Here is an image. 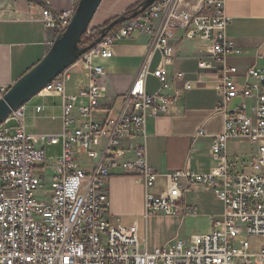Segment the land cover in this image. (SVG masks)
I'll list each match as a JSON object with an SVG mask.
<instances>
[{
    "label": "built area",
    "instance_id": "1",
    "mask_svg": "<svg viewBox=\"0 0 264 264\" xmlns=\"http://www.w3.org/2000/svg\"><path fill=\"white\" fill-rule=\"evenodd\" d=\"M188 1L157 0L139 16L110 31L78 61L88 71L86 88L76 93L67 91L70 68L45 87L39 95H57L63 100L60 134L29 133L25 106L0 124V264L264 262V247L256 254L251 242L253 237L264 235V68H252L240 82L238 68L228 64L229 55L241 50L228 36L231 20L226 12L227 0H201L202 8L197 13L182 8ZM75 10L60 12L46 3L43 21L47 28L64 32ZM180 29L187 38L208 42L211 59L200 61L199 68L214 71L219 78L220 110L225 122L223 131L213 136L214 165L207 173L184 169L160 174L148 160V118L173 113L182 92L194 87L183 72H177L174 79L170 77L169 66L177 55L171 41ZM136 34L150 35L149 51L123 97L122 108L111 115L101 103L105 91L100 82L105 69L98 60L111 59L114 45ZM157 51L161 58L152 70ZM150 74L161 84L154 94L147 89ZM178 81L183 82L182 88H172ZM9 88L0 85V99ZM170 90L173 94L164 93ZM249 99L255 100L251 107ZM42 110V106L37 107V112ZM206 134L205 128L198 130V136ZM232 139H248L256 147L242 172L231 171L227 146ZM39 142L62 144V154L52 165L53 191L48 194L42 193L47 154ZM114 171L143 180L146 217L179 214L185 206L182 180L189 186L211 188L224 203V211L214 219L211 232L189 243L177 239L148 252L136 231L119 227L107 218L109 180ZM161 176L167 179V186L158 190Z\"/></svg>",
    "mask_w": 264,
    "mask_h": 264
},
{
    "label": "crops",
    "instance_id": "2",
    "mask_svg": "<svg viewBox=\"0 0 264 264\" xmlns=\"http://www.w3.org/2000/svg\"><path fill=\"white\" fill-rule=\"evenodd\" d=\"M79 1L0 0V85H13L49 52L50 42L56 38L58 30L47 28L43 21L45 4L49 3L52 9L64 12L76 9ZM140 1L106 0L104 9L107 12L103 11L99 16L96 14L93 21H96V26H100L113 16L120 13L122 15ZM182 8L197 13L202 8V2L189 0L182 4ZM112 9L116 15L110 16ZM226 12L231 20L228 36L241 50L239 54H230L227 62L238 68L237 79L244 82L252 68H264V0H227ZM171 43L176 48L177 55L169 66L170 77L174 79L177 72H183L185 79L192 81L194 87L182 92V98L177 102L173 113L148 118L146 129L149 164L160 174L184 169L207 173L214 165L211 155L213 136L223 131L225 122L220 110L222 96L218 90V75L214 71L199 68L200 61L211 59V48L201 38H187L185 31L181 29L176 31ZM149 45L150 35L136 34L133 38L116 43L111 59L98 60L105 69L100 82L105 91L101 103L111 115L117 114L122 108L123 97L130 90L145 61ZM160 58L161 54L157 51L152 70L158 65ZM213 63L220 66L218 61L214 60ZM70 72L71 78L67 82L69 93H76L88 86V71L80 63L73 65ZM182 86L183 82L178 81L172 88L181 89ZM160 88L159 80L150 74L147 78L148 92L154 94ZM164 93L173 94V90ZM254 102V99H249V107ZM38 106L43 107L41 112H37ZM25 116L29 133L60 134L63 129L62 97L39 95L34 102L25 105ZM200 128H205L207 134L198 136ZM38 145L46 150L47 161L43 172L46 182H50L55 172L52 165L62 154V144L39 142ZM53 147H59L58 151L52 153ZM255 150L256 147L248 139L230 140L227 152L231 171L242 172L247 169ZM181 185L185 188V206L179 214L146 217V187L143 180L114 171L109 180L107 218L119 227L136 231L143 249L148 252L173 244L177 239L189 243L192 238L211 232L214 219L224 211V203L209 187L189 186L186 180H182ZM166 186L167 179L161 176L158 190ZM251 242L253 252L258 254L264 247V235L253 237ZM254 263L264 264L259 259H255Z\"/></svg>",
    "mask_w": 264,
    "mask_h": 264
},
{
    "label": "water",
    "instance_id": "3",
    "mask_svg": "<svg viewBox=\"0 0 264 264\" xmlns=\"http://www.w3.org/2000/svg\"><path fill=\"white\" fill-rule=\"evenodd\" d=\"M103 1H79L69 26L64 32L58 33L46 56L11 85L0 99V124L100 44L115 26L139 16L157 0H142L132 14L125 13L116 17L100 30V35L90 45L82 46V39L89 31Z\"/></svg>",
    "mask_w": 264,
    "mask_h": 264
},
{
    "label": "rangeland",
    "instance_id": "4",
    "mask_svg": "<svg viewBox=\"0 0 264 264\" xmlns=\"http://www.w3.org/2000/svg\"><path fill=\"white\" fill-rule=\"evenodd\" d=\"M105 4H106V0H105V2L102 4V6H101V8L99 9V11L97 12V16H99L100 15V13L101 12H107L105 9H104V7H106L105 6ZM112 11V13L110 14V16H113L114 14H115V12H114V10L112 9L111 10ZM126 13V12H125ZM125 13H123V14H125ZM107 14V13H106ZM108 15V14H107ZM116 15V14H115ZM120 15H121V13H120ZM120 15H118V16H120ZM118 16H113V18H111L110 20H108V21H106L105 23H103L102 25H100V26H96V21H93V23L91 24V27H90V29H89V31L87 32V34H86V38L87 39H92V42L100 35V29L101 28H103L104 26H106V24L108 23V22H110V21H112V20H114L116 17H118ZM91 42V43H92ZM88 45H90V44H88ZM84 46H87V45H84ZM39 98V95H37V96H35L34 98H32L28 103H27V105L30 103V102H34L36 99H38ZM26 125H27V123H26ZM58 149H59V147H53V148H51V151H52V153H55V152H57L58 151ZM53 191V187H52V183L51 182H49V181H47V182H45V184H44V189H43V192L42 193H44V194H48V193H51Z\"/></svg>",
    "mask_w": 264,
    "mask_h": 264
},
{
    "label": "trees",
    "instance_id": "5",
    "mask_svg": "<svg viewBox=\"0 0 264 264\" xmlns=\"http://www.w3.org/2000/svg\"><path fill=\"white\" fill-rule=\"evenodd\" d=\"M142 1V0H141ZM140 1V2H141ZM139 2V3H140ZM139 3H137L135 6H132L131 8H129L127 11H126V14L127 15H130V14H132L133 12H134V9L139 5ZM113 21V20H112ZM111 22V21H110ZM110 22H108L106 25H108ZM120 25L121 24H119V25H117V26H115L112 30H115V29H117V28H119L120 27ZM102 29V28H101ZM100 29V30H101ZM111 30V31H112ZM91 42H92V39H87L86 38V35L83 37V39H82V43H81V45L82 46H84V45H88V44H91Z\"/></svg>",
    "mask_w": 264,
    "mask_h": 264
}]
</instances>
